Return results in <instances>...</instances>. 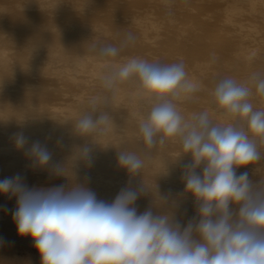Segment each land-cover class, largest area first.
Masks as SVG:
<instances>
[{"label":"bare ground","instance_id":"6f19581e","mask_svg":"<svg viewBox=\"0 0 264 264\" xmlns=\"http://www.w3.org/2000/svg\"><path fill=\"white\" fill-rule=\"evenodd\" d=\"M155 12L164 20L152 17ZM129 33L135 39L118 56L99 55L103 46L119 48ZM130 58L183 61L199 90L177 102L181 115L187 120L206 110L215 124L233 123L216 104L213 90L219 80L231 77L252 88L254 108H264V97L250 80L253 73H264V0H0V180L19 173L29 187L69 183L66 176L35 167L15 148L14 134L22 131L29 146L46 144L51 164L68 165L78 147L90 146L93 165L76 161L73 171L98 199L111 202L126 185L143 187L136 201L139 212H156L164 200L181 223L195 216L196 204L184 199L188 194L181 178L191 155H182L179 139L158 145L155 153L143 143L140 124L155 101L138 82L104 86L103 77ZM93 110L94 117L107 113L111 118L95 141L77 135L73 124ZM172 145L178 155L169 149ZM260 147L264 151V144ZM120 150L144 160L141 174L130 176L118 167ZM249 168L256 171L251 180H264V159ZM245 171L249 173L248 167L237 174ZM15 207V198L0 195V238ZM4 241L0 245L7 251L15 246ZM30 263L8 252L0 256V264Z\"/></svg>","mask_w":264,"mask_h":264},{"label":"clouds","instance_id":"9594fccd","mask_svg":"<svg viewBox=\"0 0 264 264\" xmlns=\"http://www.w3.org/2000/svg\"><path fill=\"white\" fill-rule=\"evenodd\" d=\"M134 39L129 33L119 48L103 46L99 55L114 58ZM250 80L256 94L264 97V73H253ZM103 81L109 89L117 82H138L155 101L140 124L143 143L154 150L179 139L182 155H191L181 178L184 193L195 201L196 215L181 223L164 200L156 212H139L136 201L143 187L126 185L111 202L98 199L73 171L76 161L93 165L90 146L78 147L68 165L51 164L53 154L46 144L34 141L29 146L24 133L17 132L15 148L35 167L69 179L67 185L48 188L29 187L19 173L0 180V195L16 200L11 215L17 233L31 237L41 264H264V180L256 183L246 171L237 174V169L264 159V108H254L252 88L231 77L216 83L214 100L234 120L221 125L206 110L187 120L178 111L177 102L199 90L183 61L160 64L130 58L114 66ZM95 112L73 123L77 135L95 141L104 130L101 126L111 121L107 113L94 117ZM117 165L135 176L144 160L120 150Z\"/></svg>","mask_w":264,"mask_h":264},{"label":"rangeland","instance_id":"374dc122","mask_svg":"<svg viewBox=\"0 0 264 264\" xmlns=\"http://www.w3.org/2000/svg\"><path fill=\"white\" fill-rule=\"evenodd\" d=\"M152 14V13H151ZM151 14H147L148 16H151ZM153 15H154V17L156 18V20H158V21H163L164 20V17H163V15H162V13H157V12H155V13H153L152 14V17H153ZM162 15V16H161ZM163 18V20H161ZM159 24H161V22L159 23ZM188 31H190V29L188 28V29H186V30H183L182 32L184 33V32H188ZM180 102V101H179ZM149 113V112H148ZM148 113H147V115H148ZM169 149H172V151L173 150H176V154L178 155V150H177V147H175L174 145H172V146H170L169 147ZM158 149L156 148V149H154V150H151L152 151V153H155L156 151H157ZM171 151V153H173ZM175 154V153H174ZM248 169H249V175L250 176H253L252 175V172H256L255 170H251L250 168H249V166H248ZM253 169H255V167H253ZM245 170H247V169H245ZM200 172H202V169L201 168H199V169H197V173H200ZM239 174V173H238ZM184 199L190 204V205H192L193 203H195V201H194V199H193V197L190 195V194H188V195H186V196H184ZM10 207L12 208L13 206L12 205H10ZM8 222H10V223H8V225H4V228L6 229V231L1 235V238H0V242H5L4 240H12L13 241V244L16 246V244H17V249L15 248V246L13 247V249H10L9 248V250L7 251V249L8 248H5V247H3L2 245H0V254L1 255H3L5 252H8V253H10L15 259L16 258H19L20 260H25V261H31V263L30 264H41V256H40V254H39V252L37 251V249L35 248V245H34V241L31 239V237H28V236H20V235H18V233H17V228H16V225H15V223L14 224H12L11 222H13L12 220H8ZM3 228V229H4ZM1 244V243H0ZM3 248V249H2ZM32 249V250H31ZM5 250V251H4ZM13 251V252H10V251ZM4 252V253H3ZM27 252V253H26ZM3 253V254H2ZM18 256H17V255ZM25 254V255H24ZM0 255V256H1ZM22 255V256H21ZM33 255V256H32ZM31 256H32V260L34 261H32L31 260ZM22 257V258H21ZM30 258V260H29V258ZM40 260V261H39Z\"/></svg>","mask_w":264,"mask_h":264}]
</instances>
